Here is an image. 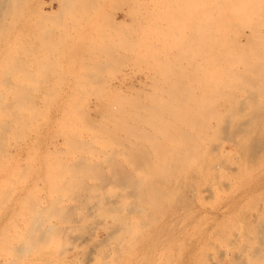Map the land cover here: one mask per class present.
Masks as SVG:
<instances>
[{
    "label": "rangeland",
    "instance_id": "obj_1",
    "mask_svg": "<svg viewBox=\"0 0 264 264\" xmlns=\"http://www.w3.org/2000/svg\"><path fill=\"white\" fill-rule=\"evenodd\" d=\"M68 1H71L74 5L72 6V3H68ZM76 1L79 2V4L76 3ZM88 1L89 0H0V110L2 109V111H0V146H2L0 147V191L5 193H0V202L2 203L0 204V264H263L264 258H262V260L259 256L261 255L260 252L262 253V255H264V107H262L264 106V95L262 96L259 92L257 93V91L262 90L264 92V84L261 83V86L263 85V87H261L260 84L258 85V82L255 83V85H258L261 89H259L258 86L256 88V86H253V84L247 86L246 88L237 84L238 86L236 87H238L239 90L237 88H234L232 91H234L235 97L237 95V97L235 98V102L239 103L247 100L248 103H243V109L242 107L230 109L228 107L229 102L226 99L224 100L220 98L218 100L220 106L217 109L215 120L217 119L216 121L217 123L219 121V123L218 125L216 124L215 127H224V131L225 128L227 131L229 130L228 125H230V127H232V130H234L233 132L231 131V134L233 135L230 138H228L226 135L224 136V134H227L228 131L227 133L226 131L223 133L219 132L214 137V133L212 131L210 132L209 130V137L206 141L208 145L207 148L204 149L205 151L203 152V156H201V161L200 159H189L187 162L183 159V164L182 160L176 161L175 159H168V167V163L166 164L167 159H165V161L163 159H157L159 161V164H157L158 162H154V164L155 167L158 168L159 174H155L152 171V173H154L157 178L156 176H154V179L153 176L151 178V173L149 172V175L148 170L145 172L147 177L146 178L144 177L145 174L141 173L139 169L135 171V168L137 169V167L133 166L135 164L131 163L132 161L129 160L131 158H128L127 155L129 149L126 152L125 146L123 147L119 145L121 144L119 143V141H115V139L112 138L109 133H106L108 130H112L113 127L115 128L114 125L116 124L112 115L105 114L107 111H110L112 107L109 110H107L108 107L107 109L105 107L107 105L110 107L116 102V100H114V102L112 101V104H110L111 98L113 99L115 95L118 96V94L120 93L116 92V89H121L119 91H122L121 94L123 93L122 95L119 94V96L121 95L124 97H128L130 95L131 98L134 99V102L135 100H137L136 103H138L139 101L141 103L146 102L144 104L142 103V105H152L155 101L156 96L159 97V95H168L164 92L162 94L161 91L157 92V88H164L165 86V88H167L168 86L172 85L169 83L177 78H172L174 76L171 75L170 72L169 75H167L168 77H170L168 78L169 80L165 79L166 75H164L163 77L165 78H163V74H152L156 69L154 68V65L155 67H157L154 61L158 57L159 58L157 60L161 61L163 59L162 57H164L163 55H166V53L167 55L165 57L169 55L170 56L167 59L164 57L162 63L167 62L168 64L169 59L170 62L172 61L171 63L176 60L175 58L173 59L171 55L172 53L170 52L171 50L173 52V47L180 46L179 44L181 43L175 38L177 41H174L176 45L174 44L173 46V40H171V38L173 37L174 33L176 34V36H178L181 35L182 32L187 34L191 32V21L189 18L191 17L190 15L192 12L190 13V15L188 14L189 12L187 10L189 9L187 7V0H175L178 5H174L175 3L173 2L174 6L172 7V0H163L165 2L164 4H161L162 0H160V2L158 0H152V2H149L151 0H126L128 1V3H125L124 6H121V4L118 6V4H116L118 3L116 0H92L94 1V3L92 6L89 5V7L87 4H90L92 2L89 1L90 3H87L85 5V2ZM153 1L155 2L153 3ZM96 2L100 5L96 4ZM142 2H144L145 4H143ZM147 2L150 5L147 4ZM156 2L159 3H157L155 7L158 8L159 6L158 9L160 10L158 11V9L155 8L154 10L157 11L152 12L153 4H155ZM15 5L16 8L14 7ZM17 5L18 7L20 6V8H18ZM166 5L168 6V9L166 8ZM10 7L13 8L11 9ZM160 7L162 8V10ZM174 7L177 8V10H174ZM178 7L180 8V10L182 9L181 13L179 12L180 10H178ZM84 8H89L90 11ZM131 8H133L134 10L136 9L135 14L133 13L134 10L132 11ZM10 9L14 13V15L12 14ZM14 9H16L17 11L18 9L20 10L18 13H16L17 11L15 10L16 12H14ZM7 10L10 11L8 12ZM87 10L89 12H87ZM146 10L150 13H148ZM130 12L133 13V15ZM151 12L153 13V15ZM157 12H159L160 15H157ZM170 13L175 14V17H173V15ZM82 16H84V19H82ZM160 16L163 18V20ZM187 18L189 19V21L187 20ZM146 19L147 21H145ZM155 19L156 25H152L153 23L155 24ZM9 21L13 24H11ZM116 21H121L124 23H121L122 26L120 27L121 24H118ZM150 21L152 23H150ZM125 23H131V27H129L128 25V28ZM166 23L170 26H166ZM182 23L185 24L182 25ZM117 24L119 25L118 28L116 27L118 26ZM147 24L152 28L157 27V30H153ZM143 25L147 27H144ZM164 25L167 29L164 28ZM177 25H179V28L176 29ZM106 27H109V29ZM122 27L123 29H121ZM161 27L162 29H160ZM141 28H145L143 30L144 32L141 30ZM168 28H170L169 30L174 28L172 29L173 34H171L172 32L169 31ZM133 30L134 32L138 33L135 34ZM145 30L146 32L150 30L148 32V35H146ZM120 31L121 34H119ZM105 32L109 33V35ZM150 32H152V34ZM167 33L168 36L172 35L168 38V40L166 39L168 37L166 36ZM124 34L125 36H123ZM126 34L128 35L126 36ZM107 35L109 38H107ZM129 35L131 36L129 37ZM53 37L55 38L53 39ZM59 37H62L61 40L59 39ZM103 37L106 38L104 39ZM125 38H127V43L125 41V43L121 41V39L124 40ZM160 39L165 40V42ZM90 40L92 41L90 42ZM140 40H142L144 44ZM155 40H158L159 43L155 42ZM137 41L138 46L136 44ZM94 42L96 45L94 44ZM88 43L90 44L88 45ZM98 43L99 45H97ZM150 43L151 46L150 48H148V44ZM152 43L154 44V46ZM160 43L162 44V46H165V50L162 49ZM118 44L120 45L118 46ZM122 45L127 46L122 48ZM145 46H147V49L144 48ZM155 46L156 49L159 48L158 50L161 52L159 54L157 53L158 57L156 59H154L157 52L155 50ZM107 48H110V51ZM144 49H146V51H144ZM108 51L110 53H108ZM117 52L119 53V55ZM145 52H149V54L147 53L148 55H154L153 58L151 55L148 56ZM144 53L149 58L145 56ZM248 53L252 55V52L248 51ZM103 54H105V56ZM141 54L144 58H140ZM9 57H11V59H9ZM13 58H18V60H13ZM36 59L39 60L37 61ZM138 59L140 61H138ZM21 60H23V62ZM119 60L120 62L122 60L123 61L120 63ZM98 61L100 64L104 63L105 61L106 63L100 65L105 67H102L103 71L101 68L99 69V72H97L98 70L95 72V69L92 68L95 66H99ZM110 61L113 62L111 63ZM134 61H137L136 66L134 65ZM146 61L149 62L147 63ZM160 61L158 62L160 63ZM51 62H53V64ZM123 63L126 65H124ZM146 63L148 64L150 69L152 67L153 70L151 69V71H147V69L149 68L147 67ZM181 63L184 64L182 61L178 63V65H180ZM106 64L109 65L107 66ZM115 64L117 67L115 66ZM21 65L22 67H20ZM44 65H46V67H44ZM118 65L121 68H119ZM168 65H170V63ZM172 65L173 64H171L170 66ZM170 66L169 68H171ZM108 67H111L109 68L110 72ZM139 67L141 68V70ZM145 67L147 68L145 69ZM157 69L156 72H158ZM143 70L145 71L142 72ZM19 71H22V74L24 75L27 72L28 73L27 75H22L23 77H20L21 72ZM100 72L101 75L98 76ZM5 77H8V80H3ZM30 77L31 80L29 81ZM91 77H93L94 80ZM164 79L167 81H164ZM170 79L172 80L170 81ZM153 80L154 82H152ZM105 81L108 84H106ZM163 82L167 83L164 85ZM140 83L144 85H141ZM148 83H151L152 86ZM17 84L18 86L16 88L21 87L19 89H24L26 94H22L24 90L20 91L17 89L18 92H21H19V94L17 91H15V86ZM27 87L29 88V91ZM93 88L95 89V91ZM96 88H99V93L96 92ZM139 89L144 90H140V93ZM48 91L50 93H48ZM150 91L152 92L154 100L149 98L151 96ZM251 91L255 92V96H253L254 94L248 95L249 93H252ZM262 91L260 92L263 94ZM145 92L149 94V97L146 96ZM246 94L253 99L250 97L248 98ZM26 95L28 96L27 99ZM89 95L92 97H89ZM134 95L138 96V98H141L137 99V97ZM18 96L23 97L19 100ZM100 96L101 98H98L99 100H97V97ZM29 98L31 99L30 101H32V104L29 103ZM249 99L252 100L250 101ZM162 100H165L166 102L169 101L165 98H163ZM130 101L133 100L131 99ZM18 102H20L19 105L25 102L20 105V107L18 106L19 108H21L20 110H18L19 108L17 107ZM100 104L101 106H99ZM23 105L26 109H30V111L32 112L31 114H35L37 118L35 119V115L32 117L29 110H25L24 107L22 108L21 106ZM28 105H31V107L29 108ZM246 105L249 106L248 109H245ZM15 111L17 115L15 114ZM82 113H84L83 117ZM227 113H229L228 116ZM4 114L8 115L5 116ZM218 114L220 116H218ZM256 114L257 116H255ZM11 115L13 118L11 117ZM229 116H232L233 118ZM87 117L90 119L87 120ZM228 118H230V121L227 120ZM13 119L14 122H12ZM85 120L87 122H85ZM9 121L12 123L9 124ZM17 121L20 125L17 124ZM24 121L27 124H25L26 126L22 124V122ZM2 122H4L5 124ZM95 122L97 123L96 128L99 129L98 131L94 127L95 125H93L95 124ZM240 122L242 124L240 126L242 127L238 126ZM111 123H114V125L111 126ZM224 123L228 125L226 126ZM243 123L245 125H243ZM3 124L5 127L2 126ZM8 125L11 126L9 127ZM88 125L90 127H88ZM24 126L27 128H24ZM145 126H148L146 129H148L150 132L153 130L149 125ZM11 127L15 131H13ZM88 128L89 130L87 131ZM10 129L12 134L9 131ZM90 129L92 130L90 131ZM240 129H244L246 132H243ZM17 131L20 132V134ZM22 131L24 132L21 133ZM2 132L4 133L2 134ZM14 132H16V134ZM238 132L241 134H239ZM63 133H67V136L65 135V137ZM120 135H122L120 137H124L122 138L123 140H125V138L128 140V135H126L125 133H121ZM73 136L76 139L75 141L77 143L80 142L79 144L75 145L74 141H70L73 144L67 143V137H70L69 140H73L71 138ZM108 136L112 139H110ZM130 138L129 140L131 141H137L136 143L140 147L141 145H143L144 147H141L142 149L147 148L148 146L147 150H149L150 144L148 141H145L144 143V140ZM79 139H82V142ZM127 140L124 141L125 144L131 143L127 142ZM103 141H106L107 143H104ZM64 142L67 144H64ZM117 142L119 144H116ZM13 143L15 144V146ZM82 143L85 145L83 146ZM214 144L216 145V150L212 149ZM88 145L93 149L88 148ZM79 146L81 148H79ZM86 147L88 148V151L86 150ZM5 148L7 149L5 150ZM83 148L85 149V153L83 152ZM120 149L123 150L121 151ZM210 150L212 151V153H209ZM213 150L216 152H214ZM120 151L124 154L122 155ZM56 152L58 153L57 155L55 154ZM60 152L62 154H60ZM73 152L75 153V155H73ZM85 154L87 157V161L89 160L88 164H92L94 166L98 165L96 166L97 169H101V173H103L104 171L103 176H105L101 177L99 174H97L100 171H94V173L96 174L93 175H98L99 178H97L99 180L100 178L103 180L106 179V182L103 180L102 182L101 180L99 181L88 170H84L86 174H83L82 171L78 172V170L73 167L74 164L76 165V162L78 164L79 160L81 162V159L85 158ZM108 155H110V158ZM126 159H128V161ZM107 160H109L110 162H107ZM155 160L156 159H153V161ZM223 160H225V162ZM64 161L66 162L64 163ZM83 161L86 162V159H83ZM115 161L121 164V169L124 168L123 170L128 172L129 174L131 172L132 177L135 178L136 181L141 177L138 180L140 183L144 181L143 183H152L151 185H156L154 186V189L156 190V188H158L157 192L154 189L153 190L156 193L152 190L153 196L155 194V197L149 199L150 197L148 198V195L147 198L149 201L147 200V198H144L146 199L145 203L142 196L140 197V195L136 192V196L139 195L138 200H136L137 197L134 199L135 194L134 191L133 194L132 192H130L132 191L131 189H128L130 193H125L127 187L125 189L122 184L120 185V180L112 179V177H115L112 176L114 170L111 166H113V162ZM58 162H60V164L62 163L61 166H59L60 164ZM222 162H224L225 164H222ZM118 163L115 164L119 165ZM162 163H165V166H163ZM196 163H199V165L201 163V167ZM65 164L69 165L66 166ZM62 166L65 167V169L62 168ZM69 166H72V168L74 169ZM165 167L166 170L164 169ZM183 167H185V169ZM195 167L201 171H199L198 169L196 171ZM214 167L217 168L215 169ZM169 168H171L172 170H170ZM187 168L190 170H188ZM160 169H162V173L164 174V176L160 174ZM167 170L169 172H166ZM178 170L180 173L177 172ZM73 171L77 172L75 173ZM68 172L72 173L69 174ZM87 172H89L91 176H87ZM187 172L189 174H187ZM79 173L82 174V176H86L87 178L80 176ZM160 175L163 177L167 176L169 179L163 177L159 178ZM81 177L83 178V180H81ZM164 179H166V181ZM69 183L72 185H70ZM67 184L69 185V188L71 187V189L67 188ZM115 184L117 185V187ZM61 185L63 187L62 190L59 189L61 188ZM128 190H126V192H128ZM6 191L10 193V195ZM56 191L58 192V194ZM76 194L77 198H74L76 197ZM125 194H127L128 196ZM99 196L101 199L99 198ZM3 197L5 198L4 201L3 199H1ZM143 197L146 196L143 195ZM140 199L141 201L139 202ZM107 201H111L113 204H111V202L110 204H108ZM114 201L116 204L114 203ZM36 202L38 203V206ZM133 203L135 206L134 208H132L133 205H131ZM108 205L111 206L108 207ZM63 208L64 210H61ZM135 210L137 211L135 212ZM53 213L54 215H52ZM47 215L51 216V218H48ZM35 216H38V218H36ZM64 216H66L67 219ZM32 217L36 219V223L34 222V225L32 224ZM68 218L70 221L68 220ZM37 221L42 222V224L48 228L47 230H49V228L51 227H55L54 229H50L49 231L50 233L52 232L51 234H53L56 229L55 232L57 233L54 232L53 234L55 238L53 239V236H50V234L48 236V232L44 230V226L41 227V223V225H39L40 227L37 226V224L39 223H37ZM35 225L37 226V230H39L40 228V235L37 233H33L32 230L34 229L31 228H33ZM42 231L44 233H42ZM34 232H36V229L34 230ZM32 233L33 235H35L33 236ZM41 236L42 238H45L43 239V242L46 239L50 240H46L48 242L45 241V244L41 243L42 240L41 238H39ZM44 236H46L47 238ZM28 238L30 240H34L35 243L38 241L39 243L37 244L41 243L40 245L43 247H39L34 242H32L31 245ZM20 243L22 244L20 245ZM34 245L38 250H35V248L33 247ZM16 247H18V249ZM6 248L8 249L7 251ZM19 248H23L21 249L22 251L24 250L22 254H19L20 252L18 251H21Z\"/></svg>",
    "mask_w": 264,
    "mask_h": 264
},
{
    "label": "bare ground",
    "instance_id": "obj_2",
    "mask_svg": "<svg viewBox=\"0 0 264 264\" xmlns=\"http://www.w3.org/2000/svg\"><path fill=\"white\" fill-rule=\"evenodd\" d=\"M85 1H87V0H85ZM92 2V3H90V2ZM88 2H85V5L87 4V3H90V4H87L88 5V7H89V5L90 6H92L93 5V3H94V1H92V0H89ZM118 3H116V4H118V6L121 4V6H124V4L126 3H128V1H126V0H116ZM146 1V0H145ZM159 2H160V0H158ZM169 1V0H168ZM135 2V1H134ZM149 2H152V0L151 1H149ZM155 1H153V3H154ZM159 2H156L155 4H153V7H152V9H153V11L152 12H154L155 10V8L156 9H158L159 8V6H158V8L157 7H155L156 5H157V3H159ZM163 2V3H162ZM175 4H174V3ZM68 3H72L71 1H68ZM76 3H78L79 4V2H77L76 1ZM76 3H75V7H76ZM102 3V2H101ZM143 4H145L144 2H142ZM165 2L162 0L161 1V4H164ZM167 3V2H166ZM84 4V3H83ZM82 4V5H83ZM96 4H98V5H100L99 3H97L96 2ZM138 4V3H137ZM147 4H149L148 2H147ZM178 5L176 2H175V0L173 1L172 0V3H171V7L172 6H174V5ZM187 4H188V9L189 10H187L189 13V15H190V13H191V17L189 18L190 19V21H191V24H190V27H191V32L189 33V34H187V33H184V32H182L181 33V35H178V36H176V34L174 33V35H173V39L171 38V40H173V46H174V41H177V40H179V42L181 43V44H179L180 46H177V47H173L172 49H173V52H172V50H171V52L170 53H172L171 55H172V57H173V59L175 58L176 60H174V62L173 63H171L170 62V59H169V62H168V64L170 63V65L171 64H173L172 66H170V65H168L167 64V62H164V63H162V60L164 59V57L167 55V53H166V55H163L164 57H162V58H160V59H162L161 61L160 60H157L159 57L157 56V53L159 54V53H161L158 49H156V46H155V50L157 51L156 52V57L154 58V59H156L157 57V59L154 61L155 63H156V65H157V67H155V65H154V68H158L157 70H158V72H156V69H155V71L152 73V74H154V73H160L159 75H161V74H163L162 75V77L164 76V75H166V78L165 77H163V78H165V79H167V80H169L168 78H170V77H168L167 75H169V72H170V74L171 75H173L174 77H172V78H177V79H175V80H173L172 82H170L169 84H172L171 86H168L167 88H161V87H159V88H157V92H159V91H161V93L163 94V92L164 93H167L168 95L167 96H160L159 95V97L158 96H156V98H155V96H154V98H155V101H156V103H155V101L153 102V104L152 105H142V103L139 101L138 103H136L137 102V100H135V102H134V99L133 98H131V96H130V98L133 100V101H130L131 99L129 98V96L127 97L125 94V96L127 97V98H129V99H127L126 97H124V96H121L122 94H121V92L122 91H119V90H121V89H116V92H120L119 94H121L120 96H119V94H118V96L117 95H115V97L112 99L111 98V102H110V104H112V101L114 102V100H116V102L114 103V105H111L110 107L107 105L105 108L107 109V107H108V109L107 110H109L111 107V109H110V111H107L105 114H107V115H112L113 116V119H114V121H115V124L116 125H114V123L112 124L111 123V126L112 125H114L115 126V128L113 129L112 127V130H105V131H107L106 133H109L110 134V136L112 137V138H114L115 139V141H119V143H121V144H119L118 142L116 143V144H119V145H121V146H125L126 147V152H127V150L129 149V151L127 152V155H128V158H131V159H129L130 161H132L131 163H134L135 165H133V166H136L137 167V169L135 168V171L136 170H138L139 169V171L141 172V173H144L145 174V176L144 177H146V171L148 170V173L150 172L151 173V175H150V173H149V175L151 176V178H152V176H153V179L155 178L154 176H156L155 174H159V170H158V168H156L155 167V164H154V162H158L157 164H159V159L160 160H164L165 161V159H167V162H166V164L168 163V159H175L176 161H181L182 160V163H183V161L184 160H186L187 162H188V160L189 159H200V161L202 160L201 159V156H203V152L205 151L204 149L205 148H207V145H208V143H206V141H207V138L209 137V135H208V131L210 130V132L212 131L213 133H214V137H215V135L216 134H218L219 132L221 133H223V132H225L226 131V128H225V131H224V127H219V126H217V127H215V125L217 124L218 125V123H219V121H218V123H217V119L215 120V115H216V113H217V109H218V107L220 106V104H219V102H218V100L220 99V98H222V99H226L229 103H228V107L230 108V109H234V108H241L242 107V109L244 108L243 106H244V104L243 103H246L247 102V100H245V99H243V100H245L244 102L242 101V102H239V103H237V102H235V98L237 97V95H236V97H235V94H234V91H232L234 88H237L238 90H239V88L238 87H236V86H238V85H240V86H243V87H247V86H249V85H252L253 84V86L255 85V83H257L258 82V85L260 84V86H261V83H263L264 84V0H187ZM14 5V4H13ZM12 5V6H13ZM67 5V4H66ZM71 5V4H70ZM74 4L72 3V6H73ZM81 5V6H82ZM134 5V4H133ZM150 5V4H149ZM79 6V5H78ZM97 6V5H96ZM120 6V7H121ZM136 6V5H135ZM167 6V5H166ZM175 6V7H176ZM15 8H16V5L14 6ZM17 7H18V5H17ZM69 7V6H68ZM95 7V6H94ZM148 7V6H147ZM146 7V8H147ZM161 7H163V6H161ZM160 7V8H161ZM174 7V8H175ZM7 8H9V7H7ZM6 8V9H7ZM11 8V7H10ZM13 8V7H12ZM11 8V9H12ZM18 8H20V6L18 7ZM79 8H81V7H79ZM91 8V7H90ZM133 8H134V6H133ZM133 8H131L132 9V11L134 10ZM167 9H168V6L166 7ZM179 8V7H178ZM10 9V10H11ZM72 9V8H71ZM84 9H88L89 10V8H84ZM122 9V8H121ZM166 9V10H167ZM10 10H7L8 12L10 11ZM16 9H14V12H16L15 11ZM19 10L20 9H18V11L16 12V13H18L19 12ZM87 10V12H89ZM136 10V9H135ZM135 10L133 11V13L135 14ZM149 10V9H148ZM160 9H158V11H159ZM161 10H162V8H161ZM166 10H164V11H166ZM174 10H177V8H175ZM178 10H180V8L178 9ZM182 10V9H181ZM181 10L179 11L180 13H181ZM86 11V10H85ZM147 11V10H146ZM157 11V10H156ZM155 11V12H156ZM11 12H12V10H11ZM148 12V11H147ZM151 12V13H152ZM160 12H162V11H160ZM78 13V12H77ZM80 13V12H79ZM131 13V12H130ZM130 13H129V15H130ZM133 13H131L132 15H133ZM137 13V12H136ZM148 13H150V12H148ZM186 13V12H185ZM12 14L14 15V13L12 12ZM155 14V13H154ZM162 14V13H161ZM170 14H172V13H170ZM169 14V15H170ZM184 14V13H183ZM16 15V14H15ZM128 15V16H129ZM152 15H153V13H152ZM157 15H160L159 14V12H157ZM166 15H168V14H166ZM173 15V17H175L174 15L175 14H172ZM171 15V16H172ZM45 16V15H44ZM177 16V15H176ZM179 16V15H178ZM181 16H182V14H181ZM188 16V15H187ZM187 16H185V17H187ZM11 17V16H10ZM71 17V16H70ZM83 18L82 19H84V16H82ZM154 17V16H153ZM161 17V16H160ZM166 17V16H165ZM180 17V16H179ZM179 17H176V18H179ZM184 17V18H185ZM12 18V17H11ZM46 18V17H45ZM44 18V19H45ZM73 18V17H72ZM78 18H80V17H78ZM92 18V17H91ZM149 18H150V16H149ZM162 18V17H161ZM167 18V17H166ZM172 18V17H171ZM1 19V18H0ZM74 19H76V18H74ZM154 19V18H153ZM157 19V18H156ZM156 19H155V24L153 23L152 25H156ZM182 19V18H181ZM189 19L187 18V20L189 21ZM144 20V19H143ZM158 20V19H157ZM162 20H163V18H162ZM174 20V19H173ZM176 20V19H175ZM12 21V20H11ZM141 21V20H140ZM145 21H147V19L145 20ZM152 21V20H151ZM150 21V23H152ZM159 21H160V19H159ZM169 21V20H168ZM188 21H187V23H188ZM10 22V21H9ZM13 22V21H12ZM117 22V21H116ZM174 22V21H173ZM172 22V23H173ZM175 22H177V21H175ZM184 22V21H183ZM11 23V22H10ZM118 24H121V23H124V22H117ZM127 23H129V22H127ZM149 23V24H150ZM169 23V22H168ZM11 24H13V23H11ZM112 24V23H111ZM114 24H115V21H114ZM117 24V25H118ZM126 24V23H125ZM167 24V23H166ZM165 24V25H166ZM170 24V23H169ZM169 24H167L166 26H168ZM174 24V23H173ZM173 24H172V26H173ZM183 24H185V23H182V25ZM128 25H129V27H131V23L130 24H126V26L128 27ZM140 25V24H139ZM148 25V24H147ZM151 25V24H150ZM150 25H148L149 27H151ZM157 25H158V23H157ZM160 25V24H159ZM162 25V24H161ZM165 25H164V28H166L165 27ZM175 25V24H174ZM115 26V25H114ZM122 26V24L120 25V27ZM144 27H147V26H145V25H143ZM170 26V25H169ZM113 27V26H112ZM117 28L119 27V25L118 26H116ZM128 27V28H129ZM188 27H189V24H188ZM106 28H108L109 29V27H106ZM152 28V27H151ZM151 28H149V29H151ZM175 28V27H174ZM174 28H172V29H174ZM177 28H179V25H177V27H176V29ZM56 29V28H55ZM54 29V30H55ZM110 29H111V27H110ZM121 29H123V27L121 28ZM132 29V28H131ZM136 29V28H135ZM139 29H140V27H139ZM145 29V28H144ZM144 29H142L141 28V30L143 31ZM147 29V28H146ZM153 30H157V27H153L152 28ZM160 29H162V27L160 28ZM167 29V28H166ZM170 28H168V30H169ZM172 29L171 30H169V31H171L172 32ZM190 29V28H189ZM105 30V29H104ZM114 30V29H113ZM129 30V29H128ZM141 30H139V31H141ZM164 30V29H163ZM181 30H182V28H181ZM180 30V31H181ZM66 31H68V30H66ZM109 31V30H108ZM116 31V30H115ZM122 31V30H121ZM121 31H120V33L119 34H121ZM136 31V30H135ZM150 31V30H149ZM148 31V32H149ZM180 31H179V33H180ZM111 32V31H110ZM129 32H132V31H129ZM133 32H134V30H133ZM144 32V31H143ZM145 32H146V30H145ZM148 32H146V35H148ZM154 32V31H153ZM66 33H68V32H66ZM106 34H108L109 35V33H107V32H105ZM135 34H137L136 32H134ZM151 34H152V32H150ZM161 33H162V30H161ZM103 34V33H102ZM114 34H116V33H114ZM123 34V33H122ZM131 34V33H130ZM157 34H158V32H157ZM171 34H173V32L171 33ZM187 34V35H186ZM53 35H54V33H53ZM108 35H107V38H109L108 37ZM113 35V34H112ZM118 35V34H117ZM128 34H126V36H127ZM150 35V34H149ZM162 35V34H161ZM160 35V36H161ZM52 36V35H51ZM101 36V35H100ZM105 36V35H104ZM116 36V35H115ZM123 36H125V34L123 35ZM131 35H129V37H130ZM139 36V35H138ZM152 36V35H151ZM155 36V35H154ZM164 36V35H163ZM166 36H168V33H167V35ZM170 36H172V35H170ZM170 36H168L166 39L168 40V38L170 37ZM120 37V36H119ZM132 37H134V36H132ZM135 37H137V36H135ZM144 37H146V36H144ZM162 37V36H161ZM51 38V37H50ZM55 37H53V39H54ZM62 38V37H61ZM61 38L59 37V39L61 40ZM97 38H98V36H97ZM100 38V37H99ZM104 39L106 38V37H103ZM148 38V37H147ZM147 38H145V39H147ZM156 38H158V37H156ZM160 38V37H159ZM177 40H176V39ZM58 39V40H59ZM102 39V38H101ZM112 39V38H111ZM118 39V38H117ZM126 39L127 38H125L124 40H122L121 39V41L122 42H126ZM149 39V38H148ZM155 39V38H154ZM109 40V39H108ZM138 40V39H137ZM143 40V39H142ZM142 40H140V41H142ZM160 40H163V39H160ZM52 41V40H51ZM88 41V40H87ZM92 40H90V42H91ZM101 41V40H100ZM103 41V40H102ZM110 41V40H109ZM119 41V40H118ZM128 41V40H127ZM133 41H135V40H133ZM139 41V40H138ZM138 41L136 42V44L138 43ZM146 41H149V40H146ZM152 41H153V38H152ZM164 42H165V40H163ZM163 41H160V42H163ZM96 42V41H95ZM95 42H94V44H95ZM124 42V43H125ZM130 42H131V39H130ZM155 42H157V43H159V41L157 40H155ZM100 43H102V42H100ZM107 43V42H106ZM110 43V42H109ZM123 43V44H124ZM127 43V42H126ZM142 43H143V41H142ZM90 43H88V45H89ZM93 44V43H92ZM102 44H104V43H102ZM115 44V43H114ZM117 44V43H116ZM131 44V43H130ZM134 44V43H133ZM144 44V43H143ZM146 44H147V42H146ZM153 44V43H152ZM161 44V43H160ZM165 44V43H164ZM163 44V45H164ZM45 45V44H44ZM47 45V44H46ZM96 45V44H95ZM97 45H99V43L97 44ZM107 45H109V44H107ZM112 45V44H111ZM110 45V46H111ZM120 44H118V46H119ZM176 45V44H175ZM178 45V44H177ZM125 46H127V45H122V48H124ZM129 46V45H128ZM132 46V45H131ZM137 46H138V44H137ZM141 46H142V44H141ZM148 48H150V46H151V43L150 44H148ZM153 46H154V44H153ZM17 47V46H16ZM46 47V46H45ZM93 47V46H92ZM94 47H96V46H94ZM101 47V46H100ZM105 47H109V46H105ZM116 47V46H115ZM121 47V46H120ZM135 47V46H134ZM147 46H145L144 48H146ZM161 47H162V49L163 50H165L164 48H165V46H162V44H161ZM56 48V47H55ZM103 48V47H102ZM112 48H113V46H112ZM138 48V47H137ZM142 48V47H141ZM16 49V48H15ZM25 49V48H24ZM45 49V48H44ZM48 49V48H47ZM93 49V48H92ZM101 49V48H100ZM105 49V48H104ZM109 51H110V48H107ZM120 49V48H119ZM128 49H129V47H128ZM134 49V48H133ZM147 49V48H146ZM146 49H144V51H146ZM161 49V50H162ZM19 50V49H18ZM140 50V49H139ZM149 50V49H148ZM151 50V49H150ZM162 50V51H163ZM47 51V50H46ZM50 51H51V49H50ZM95 51V50H94ZM99 51V50H98ZM105 51V50H104ZM108 51V53H110ZM112 51V50H111ZM123 51H125V50H123ZM131 51V50H130ZM234 51V52H233ZM247 51V52H246ZM248 51H250V52H252V55H250L249 53H248ZM31 52V51H30ZM30 52H27V53H30ZM49 52V51H48ZM107 52V51H106ZM114 52V51H113ZM14 53V52H13ZM24 53V52H23ZM22 53V54H23ZM118 53V52H117ZM126 53V52H125ZM146 54L148 53L149 54V52H145ZM144 53V54H145ZM169 53V54H170ZM17 54V53H16ZM89 54V53H88ZM128 54H129V52H128ZM137 54V53H136ZM145 54V56H147ZM155 54V53H154ZM27 55V54H26ZM47 55V54H46ZM104 56H105V54H103ZM109 55V54H108ZM118 55H119V53H118ZM122 55V54H121ZM124 55V54H123ZM151 56H152V58H153V56L154 55H152V54H150ZM150 55H148V56H150ZM161 55V54H160ZM159 55V56H160ZM2 56V55H1ZM49 56V55H48ZM107 56V55H106ZM110 56H111V54H110ZM141 57L140 58H144L143 56H142V54L140 55ZM147 56V57H148ZM170 56V55H169ZM169 56H167V57H165L166 59L167 58H169ZM20 57V56H19ZM33 57V56H32ZM84 57V56H83ZM94 57V56H93ZM97 57V56H96ZM115 57V56H114ZM124 57V56H123ZM130 57V56H129ZM137 57H139V56H137ZM137 57H136V59H137ZM37 58V57H36ZM99 58V57H98ZM97 58V59H98ZM117 58V57H116ZM115 58V59H116ZM121 58V57H120ZM126 58V57H125ZM149 58V57H148ZM151 58V57H150ZM9 59H11V57H9ZM9 59H7V60H9ZM48 59V58H47ZM88 59V58H87ZM105 59V58H104ZM107 59H108V57H107ZM114 59V58H113ZM123 59V58H122ZM127 59H128V57H127ZM153 59V60H154ZM13 60H18V58H16V59H14L13 58ZM37 61L39 60V59H36ZM50 60V59H49ZM94 60V59H93ZM99 60V59H98ZM118 60V59H117ZM135 60V59H134ZM145 60H147V59H145ZM150 60V59H149ZM180 60V61H179ZM22 62H23V60H21ZM36 61V62H37ZM53 61V60H52ZM81 61V60H80ZM100 61V60H99ZM99 61H98V63H99ZM123 61V60H122ZM121 61V62H122ZM127 61V60H126ZM138 61H140L139 59H138ZM158 61H160V63L158 62ZM165 61V60H164ZM179 61V62H178ZM183 61V63L184 64H180V65H178V63H180V62H182ZM7 62V61H6ZM5 62V63H6ZM49 62V61H48ZM111 62V61H110ZM113 62V61H112ZM111 62V63H112ZM116 62H118V61H116ZM119 62H120V60H119ZM120 62V63H121ZM135 62V66H136V62L137 61H134ZM145 62V61H144ZM147 62V61H146ZM149 62V61H148ZM147 62V63H148ZM153 62V63H154ZM177 64H176V63ZM187 62V63H186ZM19 63V62H18ZM52 64H53V62H51ZM82 63V62H81ZM80 63V64H81ZM97 63V64H98ZM104 63H106L105 61H104ZM104 63H102V64H100L99 63V66H95V67H91L92 69H95V72L97 71V72H99V69H101L102 67H105V66H100V65H103ZM129 63H130V61H129ZM146 63V65H147V67L149 68V69H147V71H151V69H152V67H151V69H150V67L148 66V64ZM154 63V64H155ZM16 64V63H15ZM14 64V65H15ZM20 64H21V62H20ZM110 64V63H109ZM108 64V65H109ZM118 64V63H117ZM124 64V63H123ZM139 64H140V62H139ZM138 64V65H139ZM151 64V63H150ZM6 65V64H5ZM13 65V64H12ZM84 65V64H83ZM107 65V64H106ZM107 65V66H108ZM112 65H114V64H112ZM120 65V64H119ZM118 65V66H119ZM124 65H126V64H124ZM143 65H144V63H143ZM19 66V65H18ZM27 66V65H26ZM53 66V65H52ZM81 66V65H80ZM88 66V65H87ZM107 66H106V68H107ZM115 66H116V64H115ZM140 66V65H139ZM169 66L171 67V68H169ZM20 67H22V65L20 66ZM24 67V66H23ZM44 67H46V65H44ZM84 67V66H83ZM83 67H81V68H83ZM117 67V66H116ZM115 67V68H116ZM128 67V66H127ZM147 67H145V69L147 68ZM48 68V67H47ZM109 68H111V67H108V69ZM113 68V67H112ZM114 68V69H115ZM119 68H121L120 66H119ZM140 68V67H139ZM17 69V68H16ZM20 69V68H19ZM117 69V68H116ZM3 70V69H2ZM21 70V69H20ZM24 70V69H23ZM105 70V69H104ZM139 70V69H138ZM140 70H141V68H140ZM153 70V69H152ZM18 71V70H17ZM47 71V70H46ZM87 71V70H86ZM101 71V70H100ZM102 71H103V68H102ZM114 71V70H113ZM145 70H143L142 72H144ZM19 72H21V76L20 77H23V76H25V75H27V73L26 72H24V73H26L25 75L24 74H22V71H19ZM55 72V71H54ZM88 72V71H87ZM92 72H93V70H92ZM94 72V73H95ZM104 72H106V71H104ZM109 72H110V69H109ZM139 72V71H138ZM141 72V73H142ZM86 73V72H85ZM89 73H91V72H89ZM108 73V72H107ZM136 73V72H135ZM134 73V74H135ZM29 74H30V72H29ZM87 74V73H86ZM147 74V73H146ZM151 74V75H152ZM23 75V76H22ZM47 75H48V72H47ZM88 75V74H87ZM93 75V74H92ZM99 75H101V72H100V74H98V76ZM145 75V74H144ZM149 75V74H148ZM147 75V76H148ZM159 75H156V76H159ZM86 76V75H85ZM84 76V77H85ZM95 76V75H94ZM93 76V77H94ZM110 76V75H109ZM150 76V75H149ZM155 76V75H154ZM11 77V76H10ZM45 77V76H44ZM49 77V76H48ZM89 77V76H88ZM93 77H91L92 79H93ZM101 77V76H100ZM46 78V77H45ZM150 78V77H149ZM155 78V77H154ZM160 78V77H159ZM5 79H7L8 80V77L6 78H4L3 80H5ZM33 79V78H32ZM86 79V78H85ZM164 79V81H167V80H165ZM187 79V80H186ZM20 80V79H19ZM24 80H25V77H24ZM31 80V77H30V79H29V81ZM34 80V79H33ZM94 80V79H93ZM92 80V81H93ZM107 80V79H106ZM161 80H162V78H161ZM160 80V81H161ZM172 79H170V81H171ZM36 81V80H35ZM101 81V80H100ZM145 81V80H144ZM2 82V81H1ZM42 82H43V80H42ZM106 82V81H105ZM152 82H154V80L152 81ZM151 82V83H152ZM162 82V81H161ZM169 82V81H168ZM31 83V82H30ZM39 83V82H38ZM151 83H148L149 85H151ZM156 83V82H155ZM164 83V85L167 83V82H163ZM93 84V83H92ZM97 84H98V81H97ZM106 84H108L107 82H106ZM122 84V83H121ZM141 84V83H140ZM238 84V85H237ZM86 85V84H85ZM95 85V84H94ZM104 85H105V83H104ZM141 85H144V84H141ZM147 85V84H146ZM159 85V84H158ZM161 85V84H160ZM163 85V86H164ZM257 85V86H258ZM18 86V84L15 86V88ZM20 86V85H19ZM152 86V85H151ZM239 86V87H240ZM256 86V85H255ZM257 86H256V88H257ZM104 87V86H103ZM120 87V86H119ZM142 87H144V86H142ZM259 87V86H258ZM261 87H263V85L261 86ZM19 88H21V87H19ZM19 88H16V90L15 91H17V89L18 90H22V89H19ZM26 88V87H25ZM28 88V87H27ZM134 88V87H133ZM135 88H137V87H135ZM140 88V87H139ZM241 88V87H240ZM253 88V87H252ZM1 89V88H0ZM31 89V88H30ZM76 89V88H75ZM94 89V88H93ZM243 89V88H242ZM241 89V90H242ZM259 89H261L260 87H259ZM24 90V89H23ZM22 90V91H23ZM33 90V89H32ZM32 90H30V91H32ZM36 90H38V89H36ZM80 90V89H79ZM96 92H98L99 93V88L97 89L96 88ZM100 90H102V89H100ZM118 90V91H117ZM131 90V89H130ZM138 90V89H137ZM140 90H144V89H139V92H140ZM147 90V89H146ZM151 90H152V88H151ZM248 90V89H247ZM252 90V89H251ZM254 90V89H253ZM264 90V89H263ZM19 91V92H20ZM28 91H29V88H28ZM56 91V90H55ZM88 91V90H87ZM90 91V90H89ZM91 91H92V88H91ZM94 91H95V89H94ZM109 91V90H108ZM115 91V90H114ZM113 91V92H114ZM125 91V90H124ZM136 91V90H135ZM255 91V90H254ZM253 91V92H254ZM260 91H262V90H260ZM260 91H257V93L259 92L262 96L264 95V92H263V94L260 92ZM18 92V91H17ZM16 92V93H17ZM19 92H18V94H19ZM39 92V91H38ZM68 92V91H67ZM96 92H94V93H96ZM101 92H103V91H101ZM149 92V91H148ZM151 92V91H150ZM155 92V91H154ZM240 92H242V91H240ZM250 92V91H249ZM252 92V91H251ZM249 93L248 95H250V94H254L253 96H255V92L254 93ZM21 93V92H20ZM25 93V90L23 91V93L22 94H24ZM48 93H50L49 91H48ZM93 93V94H94ZM110 93V92H109ZM138 93V92H137ZM141 93V92H140ZM144 93V92H143ZM237 93V92H236ZM238 93H239V91H238ZM247 93V92H246ZM256 93V94H257ZM17 94V95H18ZM26 94V93H25ZM92 94V95H93ZM145 94H146V96L147 97H149V94L147 93V92H145ZM155 94V93H154ZM241 94V93H240ZM239 94V95H240ZM244 94H245V92H244ZM21 95V94H20ZM45 95V94H44ZM51 95V94H50ZM96 95V94H95ZM100 95V94H99ZM98 95V96H99ZM111 95V94H110ZM158 95V94H157ZM247 95V94H246ZM246 95H245V97H246ZM247 95V97L249 98L250 96H248ZM251 95V96H252ZM261 95H256V96H261ZM14 96H15V94H14ZM24 96V95H23ZM23 96H18V98H19V100L23 97ZM27 96V95H26ZM105 96V95H104ZM113 96V95H112ZM134 96H136V95H134ZM141 96V95H140ZM145 96V95H144ZM39 97V96H38ZM86 97V96H85ZM88 97V96H87ZM89 97H92V96H90L89 95ZM137 97V99H139V98H141V97H139L138 98V96H136ZM152 97V98H151ZM264 97V96H263ZM3 98V97H2ZM16 98H17V96H16ZM28 98V96L26 97V99ZM77 98H78V96H77ZM84 98V97H83ZM98 98H101V96L100 97H97V100H99ZM103 98V97H102ZM143 98V97H142ZM150 99H153V96H152V92H151V96L149 97ZM163 98H165V99H168L169 101H165V100H162ZM244 98V97H243ZM247 98V99H248ZM250 98H252V97H250ZM260 98V97H259ZM262 98V97H261ZM1 99V98H0ZM10 99V98H9ZM24 99V98H23ZM73 99V98H72ZM94 99H96V98H94ZM136 99V98H135ZM253 99V98H252ZM251 99V100H252ZM15 100H17V99H15ZM18 100V101H19ZM31 99L29 98V103H31L32 101H30ZM79 100V99H78ZM104 100H106V99H104ZM108 100H109V98H108ZM143 100H145V99H143ZM148 100V99H147ZM154 100V99H153ZM250 100V99H249ZM250 100V101H251ZM258 100H261V99H258ZM88 101V100H87ZM21 102V101H20ZM20 102H18V104H17V107L19 106L20 107V105H22L23 103H25V102H23L22 104H20L19 105V103ZM98 102H100V101H98ZM104 102H106V101H104ZM263 102H264V100H263ZM6 103V102H5ZM13 103V102H12ZM86 103V102H85ZM116 103H118V104H116ZM144 103H146V102H144ZM143 103V104H144ZM248 103V102H247ZM252 103H253V101H252ZM258 103V102H257ZM32 104V103H31ZM109 104V103H108ZM224 104V103H223ZM4 105V104H3ZM6 105V104H5ZM15 105V104H14ZM26 105V104H25ZM56 105V104H55ZM75 105V104H74ZM81 105V104H80ZM225 105V104H224ZM253 105H254V103H253ZM259 105V104H258ZM2 106V105H1ZM7 106V105H6ZM99 106H101V104L99 105ZM247 106V105H246ZM246 106H245V109H248L249 108V106H247V108H246ZM257 106V105H256ZM5 107V106H4ZM11 107V106H10ZM15 107V106H14ZM18 107V108H19ZM22 108L24 107V105L23 106H21ZM27 107V106H26ZM28 107L30 108L31 107V105L29 106L28 105ZM258 107V106H257ZM262 107H264V106H262ZM1 108V107H0ZM25 108V107H24ZM53 108V107H52ZM78 108V107H77ZM21 108H19L18 110H20ZM37 109V108H36ZM83 109V108H82ZM25 110H29L30 111V109H26L25 108ZM73 110V109H72ZM78 110V109H77ZM86 110V109H85ZM237 110V109H236ZM260 110V109H259ZM264 110V109H263ZM0 111H2V109L0 110ZM12 111V110H11ZM10 111V112H11ZM37 111V110H36ZM96 111V110H95ZM4 112V111H3ZM8 112V111H7ZM68 112V111H67ZM229 112V111H228ZM240 112H241V109H240ZM2 113V112H1ZM32 112L30 111V114H31ZM38 113H40V112H38ZM103 113V112H102ZM15 114H16V111H15ZM15 114H12V115H15ZM29 114V115H30ZM228 114L229 113H227V116H228ZM259 114V113H258ZM5 115V114H4ZM8 115V114H7ZM7 115H5V116H7ZM12 115H11V117H12ZM17 115V114H16ZM32 115V114H31ZM35 114H33L32 115V117L34 116ZM38 115V114H37ZM77 115V114H76ZM75 115V116H76ZM20 116H22V115H20ZM36 116V115H35ZM57 116V115H56ZM72 116V115H71ZM84 116V113H82V117ZM88 116V115H87ZM101 116V115H100ZM218 116H220L219 114H218ZM255 116H257V114L255 115ZM77 117V116H76ZM111 117V116H110ZM229 117H232V116H229ZM249 117H251V116H249ZM253 117V116H252ZM13 118V117H12ZM11 118V119H12ZM16 118V117H15ZM14 118V119H15ZM37 118V116L35 117V119ZM221 118V117H220ZM219 118V119H220ZM233 118V117H232ZM10 119V118H9ZM14 119H13V121L12 122H14ZM23 119V118H22ZM30 119V118H29ZM34 119V118H33ZM32 119V120H33ZM69 119V118H68ZM88 119H90V118H88L87 117V120ZM222 119V118H221ZM251 119H253V118H251ZM26 120V119H25ZM74 120V119H73ZM94 120V119H93ZM93 120H92V122H93ZM107 120V119H106ZM227 120H229L230 121V118H228ZM255 120H257V119H255ZM78 121V120H77ZM82 121H83V119H82ZM247 121V120H246ZM246 121H244V122H246ZM10 122V121H9ZM12 122H10L9 124H11ZM21 122V121H20ZM71 122V121H70ZM85 122H87L86 120H85ZM91 122V121H90ZM249 122V121H248ZM257 122V121H256ZM1 123V122H0ZM2 123H4V122H2ZM30 123H31V120H30ZM74 123V122H73ZM73 123H72V125H73ZM77 123H79V122H77ZM229 123V122H228ZM5 124V123H4ZM4 124L2 125V126H4ZM17 124H19V122L17 121ZM22 124H26V122L24 121V122H22ZM22 124H21V126H22ZM86 124H88V123H86ZM96 122H95V124H93V125H95L94 127L96 128ZM226 126L228 125V124H226V123H224ZM16 125V124H15ZM20 125V124H19ZM27 125V124H26ZM25 125V126H26ZM31 125V124H30ZM65 125V124H64ZM69 125V124H68ZM81 125V124H80ZM145 125H149L150 126V128H152L153 130L150 132L148 129H146L147 127L145 126ZM240 125H242L241 124V122H240V124L238 125V126H240ZM243 125H245L244 123H243ZM9 126V125H8ZM11 126V125H10ZM9 126V127H10ZM24 126V128H27V127H25ZM29 126V125H28ZM66 126V125H65ZM70 126H71V124H70ZM75 126V125H74ZM77 126H78V124H77ZM86 126V125H85ZM84 126V127H85ZM109 126V125H108ZM229 127H228V129L229 130H227L228 131V133H227V131H226V133L227 134H224V136L226 135L228 138H230L233 134H231L234 130H232V127H230V125H228ZM237 126V127H238ZM5 127V126H4ZM7 127V126H6ZM88 127H90L89 125H88ZM98 127H99V124H98ZM103 127V126H102ZM101 127V128H102ZM236 127V128H237ZM240 127H242V126H240ZM12 128V127H11ZM15 128H16V126H15ZM19 128V127H18ZM21 128V127H20ZM5 129V128H4ZM6 129H9V128H6ZM13 129V128H12ZM23 129V128H22ZM45 129V128H44ZM93 129V128H92ZM92 129H90V131L92 130ZM106 129V128H105ZM109 129V128H108ZM244 129H246V128H244ZM242 130V129H240V130H242L243 132L245 131V130ZM1 130V129H0ZM19 130V129H18ZM24 130V129H23ZM69 130V129H68ZM73 130V129H72ZM89 130V128L87 129V131ZM96 130L98 131L99 129H97L96 128ZM101 130H104V129H101ZM239 130V131H240ZM252 130V129H251ZM5 131V130H4ZM10 131V133H11V129L9 130ZM13 131H15L14 129H13ZM26 131V130H25ZM79 131V130H78ZM82 131H83V128H82ZM86 131V130H85ZM232 131V132H231ZM6 132V131H5ZM7 132H8V130H7ZM18 132V131H17ZM24 131H22L21 133H23ZM27 132V131H26ZM93 132V131H92ZM102 132V131H101ZM246 132V131H245ZM4 132H2V134H3ZM15 134H16V132H14ZM19 134H20V132H18ZM17 133V134H18ZM59 133V132H58ZM65 133V132H64ZM63 133V134H64ZM79 133V132H78ZM86 133V132H85ZM123 134V133H125L126 135H128V136H130L131 138H134V139H139V140H144V143H145V141H148L149 142V144H150V146H149V150H147L148 149V146H147V148H141V147H144L143 145H141V147L139 146V145H137V141L135 142V141H131V140H129V138L130 137H128L127 136V138H128V140L125 138V140H123L122 138H124V137H120V136H122V135H120V134ZM239 133V132H238ZM8 134H9V132H8ZM7 134V135H8ZM12 134V133H11ZM108 134V135H109ZM237 134V133H236ZM239 134H241V133H239ZM24 135H25V133H24ZM67 136V133L66 134H64V136ZM80 135V134H79ZM83 135V134H82ZM92 135V134H91ZM105 135V134H104ZM125 135V136H126ZM23 136V135H22ZM65 136V137H66ZM212 136V137H213ZM2 137V136H1ZM11 137V136H10ZM17 137V136H16ZM19 137H21V136H19ZM76 137H78V136H76ZM86 137V136H85ZM94 137V136H93ZM99 137V136H98ZM109 137V136H108ZM217 137H219V136H217ZM70 138V137H69ZM69 138L67 137V143H71V142H75L74 144L76 145V144H79V143H77L75 140V138H74V136L73 137H71L73 140H69ZM110 138V137H109ZM112 138H110V139H112ZM130 138V139H131ZM234 138H235V136H234ZM19 139V138H18ZM89 139V138H88ZM225 139H226V137H225ZM225 139H223V140H225ZM12 140V139H11ZM14 140H16V139H14ZM21 140V139H20ZM64 140V139H63ZM77 140H78V138H77ZM79 140H81V142H82V139H79ZM103 140V139H102ZM123 140V141H122ZM127 140V142H131V143H129V144H125L124 143V141H126ZM164 140V141H163ZM219 140V139H218ZM262 140H263V138H262ZM69 141V142H68ZM71 141V142H70ZM221 141V140H220ZM2 142V141H1ZM86 142V141H85ZM104 142V141H103ZM106 142V141H105ZM104 142V143H105ZM123 142V143H122ZM140 142V141H139ZM142 142V141H141ZM259 142H260V140H259ZM3 143H5V142H3ZM15 143H17V142H15ZM19 143V142H18ZM67 143H65L64 142V144H67ZM107 143V142H106ZM143 143V144H144ZM14 144V143H13ZM62 144V143H61ZM68 144V145H69ZM71 144H73V143H71ZM0 145H1V143H0ZM9 145V144H8ZM19 145V144H18ZM81 145V144H80ZM82 145L84 146L85 144H83L82 143ZM92 145V144H91ZM101 145V144H100ZM145 145V144H144ZM258 145V144H257ZM5 146V145H4ZM12 146V145H11ZM14 146H15V144H14ZM63 146V145H62ZM67 146V145H66ZM73 146V145H72ZM72 146H71V148H72ZM120 146V147H121ZM216 145L214 144L213 145V148L212 149H215L216 147H215ZM218 146V145H217ZM0 147H2V146H0ZM9 147V146H8ZM75 147V146H74ZM73 147V148H74ZM110 147V146H109ZM122 147V148H123ZM219 147H220V145H219ZM4 148V147H3ZM3 148H2V150H3ZM68 148H69V146H68ZM70 148V149H71ZM76 148V147H75ZM79 148H81L80 146H79ZM88 148H90V149H93V148H91V146H89L88 145ZM88 148L86 147V150L88 151ZM94 148H95V145H94ZM151 148V149H150ZM255 148H257V147H255ZM1 149V148H0ZM7 148H5V150H6ZM25 149V148H24ZM54 149V148H53ZM84 149V148H83ZM110 149V148H109ZM125 149V148H124ZM146 149V150H145ZM211 149V148H210ZM219 149V148H218ZM19 150V149H18ZM75 150H78V149H75ZM74 150V151H75ZM96 150V149H95ZM103 150V149H102ZM121 150V149H120ZM123 150V149H122ZM121 150V151H122ZM216 150V149H215ZM257 150V149H256ZM50 151V150H49ZM65 151V150H64ZM73 151V150H72ZM81 151V150H80ZM92 151V150H91ZM97 151H98V149H97ZM119 151V150H118ZM120 151V152H121ZM124 151V152H125ZM214 151V150H213ZM5 152V151H4ZM3 152V153H4ZM27 152V151H26ZM84 153H85V149H84V151H83ZM106 152V151H105ZM214 152H216V151H214ZM213 152V153H214ZM225 152V151H224ZM259 152V151H258ZM1 153V152H0ZM51 153V152H50ZM58 153H59V151H58ZM57 152L55 153L56 155L58 154ZM74 153V152H73ZM87 153V152H86ZM209 153H212V151L210 150V152ZM6 154V153H5ZM54 154V153H53ZM52 154V155H53ZM60 154H62L61 152H60ZM105 154H107V153H105ZM115 154H116V152H115ZM121 154L123 155L124 153L123 152H121ZM2 155V154H1ZM7 155V154H6ZM11 155V154H10ZM18 155V154H17ZM37 155V154H36ZM48 155H50V154H48ZM73 155H75V153L73 154ZM111 155V154H110ZM110 155H108L109 156V158H110ZM113 155V154H112ZM3 156V155H2ZM26 156V155H25ZM84 156V155H83ZM88 156H89V154H88ZM10 157V156H9ZM65 157V156H64ZM70 157V156H69ZM114 157H115V155H114ZM121 157V156H120ZM153 157H155V158H153ZM221 157V156H220ZM3 158V157H2ZM6 158H7V156H6ZM27 158V157H26ZM77 158V157H76ZM75 158V159H76ZM92 158V157H91ZM91 158H89V159H91ZM112 158V157H111ZM30 159V158H29ZM81 159V158H80ZM83 159H86V162L85 161H83ZM83 159H81L82 161L80 162V160H79V162H78V164H77V162H76V165L74 164L73 165V167L76 169V170H78V172L79 171H82L83 172V174L85 173L86 174V172H84V170L85 171H90V173L93 175V174H96V173H94V171H96V172H99V173H97V174H99L101 177H104L103 176V173H104V171H103V173H101V169H97V167L96 166H98V165H96V166H94V165H92V164H88L89 163V160L87 161V157H86V154H85V158H83ZM97 159V158H96ZM153 159H156L155 161H153ZM158 159V160H157ZM184 159V160H183ZM78 160V159H77ZM127 161H128V159H126ZM134 160V161H133ZM27 161V160H26ZM109 160H107V162H108ZM130 161H129V163H130ZM224 162H225V160H223ZM66 161H64V163H65ZM91 162V161H90ZM110 162V161H109ZM170 162V161H169ZM197 162H199V161H197ZM224 162H222V164L224 163ZM56 163V162H55ZM59 164H60V162H58ZM69 163V162H68ZM75 163V162H74ZM93 163V162H92ZM114 164L115 163H118V162H113ZM172 163V162H171ZM219 163H221V162H219ZM1 164V163H0ZM62 164V163H61ZM61 164L59 165V166H61ZM96 164V163H95ZM111 164V163H110ZM114 164H113V166H111V167H113V174H112V176H114L115 178H113L112 177V179H117V180H120L119 181V183H120V185L122 184L124 187H125V189H126V187H127V189L126 190H128V189H131L132 191H130V192H132V194H133V191H134V194H135V192L136 193H138L139 195H140V197L142 196V198H143V200H144V202L146 201V199H144V198H147V196H148V198L149 199H151L152 197L154 198L155 197V194H154V196H153V193H152V190L155 188L154 186H156V185H151V184H148V183H143L144 181H142V183H140L138 180L141 178H138L137 179V181L135 180V178H133L132 177V174H131V172H130V174L128 173V172H126V171H124L123 169H121L120 168V163H118L119 165H116L115 164V166H114ZM165 163H162V165L163 166H165L164 165ZM184 164V163H183ZM187 164V163H186ZM191 164V163H190ZM197 164V163H196ZM195 164V165H196ZM206 164V163H205ZM225 164V163H224ZM66 165V164H65ZM69 165V164H68ZM68 165H66V166H68ZM173 165V164H172ZM177 165V164H176ZM197 165H199V163L197 164ZM108 166H109V164H108ZM119 166V167H118ZM157 166V165H156ZM180 166V165H179ZM200 167H201V163H200V165H199ZM211 166V165H210ZM226 166V165H225ZM27 167H29V166H27ZM69 167H71L72 168V166H69ZM168 167H169V163H168ZM196 167H198V166H196ZM195 167V168H196ZM221 167V166H220ZM62 168H64L65 169V167H63L62 166ZM74 168H72V169H74ZM173 168V167H172ZM184 169H185V167H183ZM213 168V167H212ZM212 168H210V169H212ZM215 169L217 168V167H214ZM56 169V168H55ZM71 169V170H72ZM165 170H166V167L164 168ZM170 170H172L171 168H169ZM188 169V168H187ZM186 169V170H187ZM197 169L198 168H196V171H197ZM201 169V168H200ZM61 170V169H60ZM175 170V169H174ZM188 170H190V169H188ZM191 170H192V167H191ZM199 170V169H198ZM27 171V170H26ZM54 171H56V170H54ZM69 171V170H68ZM152 171L155 173H152ZM176 171V170H175ZM199 171H201V170H199ZM67 172V171H66ZM73 172H75V171H73ZM77 172V171H76ZM75 172V173H76ZM81 172V173H82ZM108 172V171H107ZM110 172H112V171H110ZM133 172V171H132ZM139 172V173H140ZM166 172H169L168 170L166 171ZM170 172H173V171H170ZM177 172H179V170L177 171ZM212 172V171H211ZM69 173V172H68ZM72 173V172H71ZM71 173H69V174H71ZM74 173V174H75ZM88 173L89 172H87V176H91V174L89 173V175H88ZM138 173V174H139ZM147 173V174H148ZM180 173V172H179ZM183 173V172H182ZM202 173V172H201ZM60 174H61V172H60ZM63 174H65V173H63ZM80 174V173H79ZM108 174V173H107ZM137 174V175H138ZM143 174V175H144ZM153 174V175H152ZM160 174H162L163 176H164V174L162 173V169H160ZM186 174V173H185ZM187 174H189L188 172H187ZM190 174H192V173H190ZM194 174V173H193ZM197 174V173H196ZM200 174V173H199ZM18 175V174H17ZM57 175V174H56ZM141 175V174H140ZM139 175V176H140ZM183 175V174H182ZM15 176V175H14ZM60 176V175H59ZM71 176V175H70ZM80 176H82V174H80ZM94 176V175H93ZM108 176V175H107ZM111 176V175H110ZM138 176V177H139ZM142 176V175H141ZM149 176V177H150ZM159 176V175H158ZM163 176H161L160 175V177L159 178H161V177H163ZM169 176V175H168ZM173 176V175H172ZM178 176V175H177ZM20 177V176H19ZM74 177V176H73ZM72 177V178H73ZM82 177H85V178H87L86 176H82ZM81 177V178H82ZM94 177H96V179H98L99 177H98V175L97 176H94ZM98 177V178H97ZM171 177V176H170ZM176 177V176H175ZM70 178V177H69ZM78 178V177H77ZM147 178V177H146ZM156 178H157V176H156ZM163 178H168L167 176L166 177H163ZM162 178V179H163ZM179 178V177H178ZM108 179V178H107ZM111 179V180H112ZM161 179V180H162ZM169 179V178H168ZM81 180H83V178L81 179ZM99 180V179H98ZM100 180H101V182H102V180L103 179H101L100 178ZM99 180V181H100ZM145 180V179H144ZM160 180V179H159ZM165 181H166V179H164ZM78 181V180H77ZM103 181H105L106 182V179L105 180H103ZM141 181V180H140ZM148 181H149V179H148ZM157 181V180H156ZM11 182V181H10ZM9 182V183H10ZM108 182V181H107ZM113 182V181H112ZM111 182V183H112ZM13 183V182H12ZM64 183V182H63ZM82 183V182H81ZM216 183V182H215ZM66 184V183H65ZM70 184V183H69ZM103 184H104V182H103ZM154 184V183H153ZM214 184V183H213ZM218 184V183H217ZM70 185H72V184H70ZM74 185V184H73ZM86 185V184H85ZM113 185H114V183H113ZM116 185V184H115ZM15 186V185H14ZM66 186V185H65ZM67 188H69V185L67 184ZM87 186V185H86ZM85 186V187H86ZM102 186H104V185H102ZM123 186H122V188H123ZM213 186V185H212ZM55 187V186H54ZM84 187V188H85ZM89 187V186H88ZM116 187H117V185H116ZM52 188V187H51ZM62 185H61V188H59V189H61L62 190ZM101 188V187H100ZM138 188V189H137ZM65 189V188H64ZM69 189H71V187L69 188ZM86 189H88V188H86ZM105 189V188H104ZM135 189H137V190H135ZM157 189L158 188H156V192H157ZM160 189V188H159ZM13 190V189H12ZM106 190V189H105ZM126 190H125V193H130L129 192V190H128V192H126ZM153 190V191H154ZM211 190V189H210ZM10 191V190H9ZM70 191H72V190H70ZM138 191V192H137ZM154 191V192H155ZM208 191V190H207ZM2 191H0V193H1ZM7 192V191H6ZM57 192V191H56ZM65 192H67V191H65ZM77 192V191H76ZM85 192V191H84ZM108 192V191H107ZM155 192V193H156ZM3 194H5L4 192H2ZM8 193V192H7ZM7 193H6V195H7ZM59 193H61V192H59ZM73 193V192H72ZM80 193V192H79ZM100 193V192H99ZM105 193V192H104ZM9 195H10V193H8ZM57 194H58V192H57ZM84 194V193H83ZM94 194V193H93ZM117 194V193H116ZM123 194V193H122ZM161 194V193H160ZM8 195V196H9ZM105 195V194H104ZM110 195V194H109ZM125 195H127V194H125ZM139 195H137L136 196V194H135V197H134V199L137 197V199L136 200H138V196ZM143 195L144 196H146V197H143ZM159 195V194H158ZM4 196V195H3ZM49 196V195H48ZM60 196V195H59ZM73 196H75V195H73ZM72 196V197H73ZM128 196V195H127ZM107 197V196H106ZM131 197V196H130ZM74 198H77V194H76V197H74ZM95 198V197H94ZM99 198H100V196H99ZM115 198V197H114ZM132 198V197H131ZM148 198H147V200H148ZM157 198V197H156ZM155 198V199H156ZM1 199H3V201H4V197L3 198H1ZM8 199V198H7ZM38 199V198H37ZM69 199V198H68ZM73 199V198H72ZM71 199V200H72ZM80 199V198H79ZM101 199V198H100ZM45 200V199H44ZM61 200V199H60ZM92 200V199H91ZM93 200H95V199H93ZM135 200V201H136ZM2 201V202H3ZM46 201V200H45ZM80 201V200H79ZM103 201V200H102ZM129 201V200H128ZM134 201V202H135ZM141 201V199L139 200V202ZM149 201V200H148ZM111 202V201H110ZM110 202L109 201H107V203L108 204H110ZM132 202V201H131ZM143 202V201H142ZM5 203V202H4ZM32 203V202H31ZM35 203V202H34ZM53 203V202H52ZM114 203H115V201H114ZM146 203V202H145ZM0 204H2L1 202H0ZM29 204V203H28ZM36 204H37V206H38V203L36 202ZM35 204V205H36ZM41 204V203H40ZM64 204V203H63ZM102 204H103V202H102ZM111 204H113L112 202H111ZM116 204V203H115ZM128 204V203H127ZM44 205V204H43ZM58 205V204H57ZM131 205H133L132 206V208H134L135 206H134V203L133 204H131ZM136 205V204H135ZM84 206V205H83ZM111 206V205H110ZM109 205H108V207H110ZM30 207V206H29ZM34 207V206H33ZM55 207V206H54ZM60 207V206H59ZM107 207V208H108ZM126 207V206H125ZM137 207V206H136ZM38 208V207H37ZM100 208H102V207H100ZM106 208V209H107ZM119 208V207H118ZM53 209V208H52ZM56 209V208H55ZM66 209V208H65ZM112 209V208H111ZM115 209V208H114ZM129 209H130V207H129ZM36 210V209H35ZM38 210V209H37ZM60 210V209H59ZM61 210H64V208L63 209H61ZM132 210V209H131ZM81 211V210H80ZM107 211V210H106ZM118 211V210H117ZM125 211V210H124ZM134 211V210H133ZM137 210H135V212H136ZM39 212H40V210H39ZM41 212H42V209H41ZM45 212V211H44ZM53 212V211H52ZM55 212V211H54ZM65 212H67V211H65ZM92 212V211H91ZM47 213V212H46ZM57 213H59V212H57ZM63 213V212H62ZM94 213V212H93ZM140 213V212H139ZM65 214V213H64ZM70 214V213H69ZM38 215V214H37ZM42 215V214H41ZM40 215V216H41ZM52 215H54V213L52 214ZM55 215H56V213H55ZM66 215V214H65ZM31 216H32V214H31ZM48 216V215H47ZM63 216V215H62ZM67 216V215H66ZM66 216H64V217H66ZM34 217V216H33ZM32 217V218H33ZM36 218H38V216H35ZM70 217H71V215H70ZM47 218V217H46ZM48 218H51V216H48ZM57 218H58V215H57ZM59 218H60V215H59ZM34 219V220H33ZM32 219V224L34 225V222H35V218H33ZM66 219H67V217H66ZM73 219V218H72ZM81 219V218H80ZM31 220V219H30ZM29 220V221H30ZM43 220V219H42ZM62 220H65V219H62ZM68 220H69V218H68ZM78 220H79V218H78ZM70 221V220H69ZM39 221H37V223H38ZM65 222V221H64ZM72 222V221H71ZM36 223V222H35ZM42 224V222H39L38 224H37V226H39V225H41ZM45 223V222H44ZM94 223V222H93ZM92 223V224H93ZM29 224H30V222H29ZM102 225V224H101ZM31 226V225H30ZM37 226L35 225L33 228H31V229H36V232H34V230H32L33 231V233H37V234H39L40 235V228H39V230H37ZM44 225L42 224L41 225V227H43ZM40 227V226H39ZM72 227V226H71ZM70 227V228H71ZM91 227V226H90ZM30 228V227H29ZM28 228V229H29ZM43 228H45L44 230L45 231H47L48 233V236H49V234H50V236H53V239L55 238L54 237V232L56 231V229H55V231L53 232V234H51L49 231H50V229H54L53 227H51V228H49V230H47L48 228L47 227H43ZM106 228V227H105ZM123 229V228H122ZM124 229H126V228H124ZM42 230V229H41ZM60 230V229H59ZM94 230V229H93ZM112 230V229H111ZM114 230V229H113ZM29 231V230H28ZM38 231H39V233H38ZM117 231V230H116ZM122 231H124V230H122ZM129 231V230H128ZM26 232V231H25ZM31 232V231H30ZM62 232V231H61ZM60 232V233H61ZM107 232V231H106ZM115 232V231H114ZM33 233H32V235H33ZM42 233H44L43 231H42ZM55 233H57V232H55ZM72 233V232H71ZM118 233H120V232H118ZM34 234V235H35ZM62 234V233H61ZM116 234V233H115ZM22 235V234H21ZM31 235V234H30ZM33 235V236H34ZM41 235H43V234H41ZM58 235V234H57ZM110 235V234H109ZM262 235V234H261ZM56 236V235H55ZM70 236V235H69ZM28 237H29V234H28ZM44 237H46V236H44ZM36 238V237H35ZM39 238H41V240H42V242L41 243H44L46 240H50V239H46V240H44V242H43V239H45V238H42V236L41 237H39ZM39 238H37V239H39ZM47 238V237H46ZM65 238V237H64ZM67 238H69V237H67ZM29 239V238H28ZM32 239H33V237H32ZM30 240V243H31V245H32V242H34V240ZM57 239V238H56ZM60 239H61V237H60ZM63 240V239H62ZM68 240V239H67ZM25 241V240H24ZM40 241V240H39ZM46 242H48V241H46ZM45 242V243H46ZM262 242V241H261ZM28 243H29V241H28ZM35 243V242H34ZM37 243H39L38 241L35 243V244H37ZM40 243V244H41ZM44 243V244H45ZM53 243H55V242H53ZM22 243H20V245H21ZM40 244H37L39 247L41 246ZM25 245V244H24ZM30 245V246H31ZM17 246V245H16ZM28 246V245H27ZM95 246V245H94ZM34 248H35V245L33 246ZM32 247V248H33ZM38 247V248H39ZM41 247H43V246H41ZM17 249H18V247H16ZM37 248V247H36ZM35 248V250H38V249H36ZM14 249H15V247H14ZM20 249V248H19ZM21 249H23V248H21ZM20 249V250H21ZM25 249V248H24ZM40 249V248H39ZM43 249V248H42ZM8 249L6 248V251H7ZM11 250V249H10ZM13 250V249H12ZM31 250H33V249H31ZM24 251V250H23ZM23 251L21 250V251H18V252H20L19 254H22L23 253ZM16 252V251H15ZM25 253V252H24ZM26 253H28V252H26ZM255 253H257V252H255ZM261 254V255H260ZM260 256L259 257H261V259L262 258H264V255H262V253L260 252ZM11 255V254H10ZM90 255V254H89ZM257 255V254H256ZM258 256V255H257ZM14 257V256H13ZM256 257V256H255ZM11 258V257H10ZM15 259V258H14ZM260 259V258H259ZM260 259V260H261ZM263 260V259H262ZM264 261V260H263ZM14 263V262H13ZM11 264V263H10ZM262 264V263H261ZM264 264V263H263Z\"/></svg>",
    "mask_w": 264,
    "mask_h": 264
}]
</instances>
